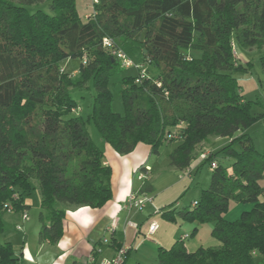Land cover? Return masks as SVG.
<instances>
[{
  "label": "trees",
  "instance_id": "1",
  "mask_svg": "<svg viewBox=\"0 0 264 264\" xmlns=\"http://www.w3.org/2000/svg\"><path fill=\"white\" fill-rule=\"evenodd\" d=\"M94 9L83 20L77 0H0V235L7 204L12 213L28 214L24 194L35 189L34 180L41 243L61 240L68 210L111 200L112 169L89 122L121 155L140 142L155 155L164 143L180 142L168 157L170 168L182 170L197 145L222 136L231 142L206 158L213 169L209 188L191 207L162 212L169 221L213 222L221 245L190 252L178 240L159 248L158 264H264V149L248 134L264 113L253 112L256 102L243 97L235 72L250 64L235 65L233 52L235 39L247 49L264 48V0H100ZM107 36L158 70L141 83L137 75L123 78L125 114L112 107L110 77L121 65L102 46ZM67 58L87 62L73 76L61 66ZM260 60L264 73V51ZM89 82L96 93L85 120L71 90ZM220 154L234 159L232 167L216 163ZM153 191L146 180L140 194ZM231 199L254 207L228 221ZM0 264H22L10 242L0 241Z\"/></svg>",
  "mask_w": 264,
  "mask_h": 264
},
{
  "label": "crops",
  "instance_id": "2",
  "mask_svg": "<svg viewBox=\"0 0 264 264\" xmlns=\"http://www.w3.org/2000/svg\"><path fill=\"white\" fill-rule=\"evenodd\" d=\"M197 147L194 156L199 154ZM102 148L105 164L112 169L113 196L101 208L81 207L68 210L63 221V236L57 244L39 241L41 227H36L33 233L26 234L20 220L25 223L30 217L23 220L19 213L9 212L5 215V229L0 235V241L13 245L15 255L20 258L22 264H86L93 251L100 249L98 259L102 260L113 257L120 246L127 250L125 264H128L132 254L136 262L151 264L153 260H158L160 247L169 249L178 240H183L190 252L204 247L200 232L195 239L190 240L192 231L199 229L198 224L189 223L193 227L192 231L188 232V227L184 226L186 222H168L162 218V212L181 210L182 206H191L199 200V197L188 199L187 196L192 192L194 184L196 187L193 193L195 192L196 196L201 190L208 188V185H201L196 176L206 161V155L211 152L200 149V164L195 167L192 161L189 167L182 170L170 168L169 157L161 159L152 153L151 145L142 142L126 155L119 154L107 142H103ZM220 162L221 160H216V163ZM223 162L230 165L234 163V159H224ZM140 174H144L145 178L139 179ZM146 180L151 181L154 191L150 194H140ZM131 193L148 198L143 210L125 207ZM212 223L209 224L211 232L215 226ZM152 224H157L158 228L150 233ZM105 237L110 238L109 243H103ZM219 245L220 241L215 239L210 247Z\"/></svg>",
  "mask_w": 264,
  "mask_h": 264
},
{
  "label": "rangeland",
  "instance_id": "3",
  "mask_svg": "<svg viewBox=\"0 0 264 264\" xmlns=\"http://www.w3.org/2000/svg\"><path fill=\"white\" fill-rule=\"evenodd\" d=\"M77 8L83 20H87L90 14H92L94 10L92 0H77ZM144 35H145V31L143 30L138 35L139 39L143 40ZM233 44H234L235 65L242 64L244 66H247L248 64H250L249 69L235 72V76L237 77L239 84L241 86L242 95L246 100H251V101L256 102V104L253 107V112L264 113V73H263L261 60H260V56L262 52L264 51V48L247 49L243 47L236 39L234 40ZM82 62L83 61L81 58H67L62 61L61 66L64 71L75 76ZM145 67H146L147 73L150 76H154L158 73L157 68L154 65L149 64L148 62L145 63ZM137 74H138V70L136 67H131V68L120 67V69L110 77L109 87L113 94L112 107L115 112L120 113V114H125L126 112L123 99H122V95H121V90L123 88V83H122L123 78L128 77V76H136ZM95 93L96 91H95V88L92 82H89L82 89L74 88L71 90V94L73 98L78 103V107L75 110V112L76 114L81 115L85 120L89 118V115L92 111V104H93ZM87 130L91 138L99 146L102 147L104 141L101 138V135L98 129L95 127V125L92 122L87 123ZM263 130H264V121H258L257 123H255L253 126H251L248 129V134L253 138L255 146L258 150L264 149V131ZM230 142H231L230 137H222V136L210 137L202 145L197 147L199 154L198 155L196 154L192 160L194 162V166L196 167L197 165L200 164V162L198 161V157L201 154L200 149L206 152L215 153L219 151L225 145L229 144ZM179 143L180 142L178 141H175L172 143H164L160 148V153L157 154L158 157L164 160L167 159L168 155L178 146ZM236 148L240 149V146L237 145ZM207 157L208 155H206V158ZM228 158L230 157H224L222 154H220L216 158V160H221L220 163L224 167L230 168L232 167L233 164L227 165L223 162L224 159H228ZM212 171L213 169L210 165V162L205 161L202 167L200 168V172L196 176L197 180L200 182L201 185H206V186L208 185L207 187L209 188V183H211V178H212ZM32 182H33V185L35 186V189L30 193L24 194L25 203L29 206L28 214L30 218L25 223H23L22 220H20L21 221L20 224L25 227L26 234L33 233L36 227H41V222H40L41 195H40V191L38 188V183L35 180ZM259 184L262 187H264V177H262L259 180ZM195 187H196V184L192 186V189H191L192 192H190L189 196H187L188 199H191L190 197H192L193 199L199 197L200 199L203 191L201 190L198 196H196L197 194L195 192L193 193V190ZM263 199H264V194L260 196V200H263ZM191 206H186V207H191ZM186 207L182 206V209ZM253 207H254L253 203L239 202V201H236L235 199H231L229 208L224 213L223 216L228 221H235L240 218L241 214L244 211H250ZM165 220L173 224L177 223L178 220L184 221L181 218H179L177 221H169L167 219ZM184 222H186L184 226L188 227V230L186 231L191 232L192 227H193V226L191 227V224L193 223L188 222V221H184ZM209 224H211V222L198 224L199 229L195 232L194 235L191 236L190 240L195 239L197 233L200 232L203 238L202 245L204 247H210L211 245H213L216 238L212 235V232L209 230V226H210ZM157 261L158 260H153L151 264H157ZM137 263L138 262H136L135 256L132 254V256L130 257L128 261V264H137Z\"/></svg>",
  "mask_w": 264,
  "mask_h": 264
},
{
  "label": "built area",
  "instance_id": "4",
  "mask_svg": "<svg viewBox=\"0 0 264 264\" xmlns=\"http://www.w3.org/2000/svg\"><path fill=\"white\" fill-rule=\"evenodd\" d=\"M92 2H93V8H94L95 5L99 4L100 0H92ZM92 14H96L95 9L93 10ZM102 46L111 52V54L119 61L121 67H124V68L136 67L137 68L138 74L136 77V83H141L143 79L148 76L145 63H138L135 60H133L131 57H129L127 53L117 45V43L115 42L113 38L108 37V36L104 37L102 41ZM83 62L86 63L87 59L85 58ZM158 85L160 84L158 83ZM168 138L175 139V140L180 139L177 133L168 134ZM144 178H145L144 174L139 175V179H144ZM147 201H148V198L146 196H139L136 193H131L127 201L125 202L126 203L125 207L128 209L136 208L138 210H143L145 203ZM6 207L9 209V212L13 211L12 206H10L9 204H7ZM22 218L23 220H27L29 218V215L24 214ZM157 228H158L157 224H152L149 228V232L153 233L156 231ZM109 242H110L109 237H105L103 239V243H109ZM100 251H101L100 249L93 251L89 255L86 264H125L126 263L127 250L124 247L119 248L113 257L104 258L102 260L98 259V254L100 253Z\"/></svg>",
  "mask_w": 264,
  "mask_h": 264
},
{
  "label": "water",
  "instance_id": "5",
  "mask_svg": "<svg viewBox=\"0 0 264 264\" xmlns=\"http://www.w3.org/2000/svg\"><path fill=\"white\" fill-rule=\"evenodd\" d=\"M146 51V50H145Z\"/></svg>",
  "mask_w": 264,
  "mask_h": 264
}]
</instances>
